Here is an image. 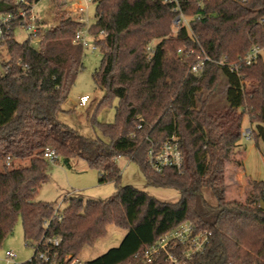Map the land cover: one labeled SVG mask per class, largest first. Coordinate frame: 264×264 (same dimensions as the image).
Segmentation results:
<instances>
[{
    "label": "trees",
    "instance_id": "1",
    "mask_svg": "<svg viewBox=\"0 0 264 264\" xmlns=\"http://www.w3.org/2000/svg\"><path fill=\"white\" fill-rule=\"evenodd\" d=\"M38 1L0 0V13L30 9ZM52 1L60 16L56 25L18 41L15 21L0 40V245L20 219L27 244L59 236L60 255L79 256L115 224L126 230L121 243L88 264H264V180L252 182L244 201L227 199L225 183L245 115L251 138L264 141V57L249 65L243 61L254 43L264 46V0L245 6L234 0L182 1L181 9L194 16L193 37L186 27L172 34L177 12L163 0H93L89 31L102 53L93 78L104 94L89 120L103 137L81 134L59 119L84 68L83 46L73 40L86 23L60 14L63 9ZM33 35L40 36L38 47L31 44ZM198 54L211 57L200 76L190 72ZM222 57L226 62H219ZM223 77L226 104L208 109ZM246 79L253 82L250 88ZM115 99L114 121L96 120ZM173 134L183 170L152 171L149 139L162 142ZM47 147L69 168L83 160L98 172L99 182L113 181L116 192L106 199L65 198L59 218L55 202L37 200L50 179ZM119 156L136 162L148 184L175 188L180 198L164 201L123 184ZM183 222L207 236L203 248L187 258L186 247L177 245L170 250L178 263H170L164 251L147 262L146 249Z\"/></svg>",
    "mask_w": 264,
    "mask_h": 264
},
{
    "label": "rangeland",
    "instance_id": "2",
    "mask_svg": "<svg viewBox=\"0 0 264 264\" xmlns=\"http://www.w3.org/2000/svg\"><path fill=\"white\" fill-rule=\"evenodd\" d=\"M78 1L87 6L84 16L88 24L94 22L96 4L86 0ZM68 3H71V1ZM33 10L40 18L41 33L53 27L59 21L60 16L56 14L52 0H39L33 4ZM70 13L72 12L69 10H63L60 14L69 15ZM72 14L77 16L74 12ZM30 34L33 33H28L21 26L16 27L14 31V37L18 41H24ZM39 41V35L32 36L31 44L34 47H38ZM157 42L158 39H154L150 45L153 47ZM4 54L5 57L8 58L5 51ZM101 58L102 53L99 48L84 50V68L78 74L69 97L63 105L66 111L59 114V119L62 122L68 124L81 134L90 137H103L100 129L89 120V116L93 112L95 105L104 94V90L96 85L93 78L94 71L98 69L101 64ZM251 83H253L251 80L246 79L245 84L247 88H250ZM226 86V79L223 77L215 94L212 95L209 100L208 109L219 108L226 104ZM84 94H88L91 98L87 105L81 106L78 100L79 97ZM205 94H207V91ZM116 103L117 99L113 101L112 106L102 107L96 114V120L100 122H113L115 119L114 106ZM247 127H251V121L249 116L245 115L243 119V129L245 130ZM234 153H236L238 158L242 161V167H245V173L242 177L241 184H230L228 189L226 184V191H228L230 197H233L235 200L244 201L248 198L252 190V182L255 181H253V179L264 180V163L261 157V153H264V141L260 139L256 142L253 138L246 139L242 136L240 146L236 148ZM27 162V160L24 161V163ZM117 164L121 168V182L123 184L136 186L164 201L174 202L180 198V192L175 188L148 184L146 176L140 166L136 162L131 161L128 157L119 156L117 158ZM48 173L50 179L39 189L37 200L55 202V207L61 211L66 206L64 199L70 196H78L84 199H106L116 192V185L113 181L99 182L98 172L88 167L81 159L74 160L71 168L65 166L61 159L50 161ZM263 205L264 201L262 202V206ZM125 234L126 230L124 228L115 224H109L106 235L100 238L93 246L85 247L79 256L87 261L92 260L104 254L110 248L118 246ZM7 250H12L17 254L16 262L19 263L30 260L34 255V247L27 244L25 241L23 225L20 219L16 222L13 232L0 245V264H12L5 259V252Z\"/></svg>",
    "mask_w": 264,
    "mask_h": 264
},
{
    "label": "built area",
    "instance_id": "3",
    "mask_svg": "<svg viewBox=\"0 0 264 264\" xmlns=\"http://www.w3.org/2000/svg\"><path fill=\"white\" fill-rule=\"evenodd\" d=\"M56 1L63 10L74 12L77 14V18L80 21L86 23L84 27L76 31L73 41L80 43L84 50L98 48L94 42L95 35L89 31L90 24H88L84 16L87 6L83 5L78 0ZM69 1H71V3H68ZM86 1L93 2V0ZM182 1L184 0H163V2L171 4L173 10L177 12L172 20V34L176 35L180 28L186 27L189 35L193 37L194 34L191 30L190 23L191 20L194 19V16L186 14L181 9ZM203 1L204 0H198L199 5L202 4ZM234 1L242 6H245L248 2V0ZM33 4L30 9L21 8L18 11L0 13V40L3 39L5 33L10 29L11 23L15 21H17L19 23L18 25L24 28L28 33H34L40 28V18L35 14ZM102 33L103 31H101L100 34ZM151 48L152 46L149 45L148 49L151 50ZM182 51V48H180L179 52L181 53ZM263 53L264 46L254 43L244 56L243 61L248 65L252 64L256 62ZM197 58L198 59L191 65L190 72L200 76L206 67L207 61L211 60V57L205 54H198ZM219 62H226V57H222ZM90 98L88 94L81 95L79 97V105H87ZM137 127L140 128L141 124ZM243 136L246 139H251L252 130L250 127L243 130ZM149 141V146L147 148V163L152 171L162 173L167 168H173L179 172L183 170L184 156L179 139L176 135L173 134L162 142H155L151 139H149ZM44 157L49 161H56L58 156L54 149L47 147L44 152ZM59 210L60 209L56 208V213L60 218L61 214L58 212ZM206 240L207 236L205 234H194L192 225L189 222H183L173 230L161 236L155 244L148 247L145 251L144 259L150 262L155 254L164 251L170 263H178L180 258L174 255L170 248H176L177 245H184L186 249L182 256L190 258L203 248ZM28 243L34 247L35 251L31 259L26 261V264H88L87 260L82 259L80 256H73L72 254L60 255L57 251V246H59L60 243L59 236H43L40 240L29 241ZM16 256L17 254L12 250H7L5 252V259L7 262L21 264L16 262Z\"/></svg>",
    "mask_w": 264,
    "mask_h": 264
},
{
    "label": "crops",
    "instance_id": "4",
    "mask_svg": "<svg viewBox=\"0 0 264 264\" xmlns=\"http://www.w3.org/2000/svg\"><path fill=\"white\" fill-rule=\"evenodd\" d=\"M78 103H79V100H78ZM251 127H252V123H251ZM263 154L264 153H261V157H262V162L264 163V155ZM72 166H73V164H72ZM244 173H245V167H242V161L238 158V155L236 153H233L231 159L227 162V164L225 166V182L227 184V189H228V186H230V184H234V183L236 185L241 184L242 179H243L242 177H243ZM251 180H252V178H251ZM254 180L257 181L259 179H253V181ZM261 180H263V179H261ZM226 196H227V199H229V200L234 199L233 197H230V195L228 194V191H226Z\"/></svg>",
    "mask_w": 264,
    "mask_h": 264
},
{
    "label": "water",
    "instance_id": "5",
    "mask_svg": "<svg viewBox=\"0 0 264 264\" xmlns=\"http://www.w3.org/2000/svg\"><path fill=\"white\" fill-rule=\"evenodd\" d=\"M263 207H264V205H263Z\"/></svg>",
    "mask_w": 264,
    "mask_h": 264
}]
</instances>
